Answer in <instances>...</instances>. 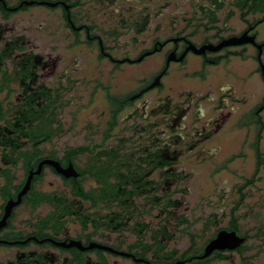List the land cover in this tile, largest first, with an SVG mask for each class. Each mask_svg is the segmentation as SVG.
<instances>
[{
    "label": "flooded vegetation",
    "instance_id": "af4514ba",
    "mask_svg": "<svg viewBox=\"0 0 264 264\" xmlns=\"http://www.w3.org/2000/svg\"><path fill=\"white\" fill-rule=\"evenodd\" d=\"M263 82L264 0H0V264H264Z\"/></svg>",
    "mask_w": 264,
    "mask_h": 264
},
{
    "label": "water",
    "instance_id": "95a60500",
    "mask_svg": "<svg viewBox=\"0 0 264 264\" xmlns=\"http://www.w3.org/2000/svg\"><path fill=\"white\" fill-rule=\"evenodd\" d=\"M236 38H237V39H236ZM241 41H243V39L238 38V37H232V38L226 40L225 42H223V44L233 43V42H241ZM46 161H49V160H46ZM51 162H53V161H51ZM41 164H42V162H41ZM41 164H40V166H41ZM55 165H58V164L55 163ZM39 171H40V170H38V172H39ZM31 177H32V174L30 173V175L28 176V179H27V181H26V184H25L24 188L19 192L18 198H17L16 200H15V199H10V201H9V203L7 204V207H6V208H7L6 215L4 216V220L1 221L0 226L3 225V224L5 223L6 216L11 212L12 207H13L15 204L19 203V202L22 200V195H23L24 193H26V191H27L28 188L30 187ZM220 239H222V235L219 236V238L217 239L216 242L213 241V242H211V243L209 244L207 252H208L210 249H212L214 246H219V245H221V244L218 242V241H220Z\"/></svg>",
    "mask_w": 264,
    "mask_h": 264
},
{
    "label": "rangeland",
    "instance_id": "374dc122",
    "mask_svg": "<svg viewBox=\"0 0 264 264\" xmlns=\"http://www.w3.org/2000/svg\"><path fill=\"white\" fill-rule=\"evenodd\" d=\"M263 91H264V82H263ZM95 99V98H94ZM92 100V99H91ZM90 100V101H91ZM99 100V99H98ZM263 118H264V110H263ZM261 145H262V148L264 150V131H263V139L261 140ZM249 156L248 160H245L247 159V157ZM252 153L249 151L247 156L242 159L243 161H246V164H252ZM251 162V163H250ZM251 170H252V165H251ZM261 174H263V180H260L258 183H259V187L261 190H263V221H264V165H263V168L261 169ZM87 184H91L89 182H87ZM47 188L49 187V184L48 182L46 181L45 184H44Z\"/></svg>",
    "mask_w": 264,
    "mask_h": 264
},
{
    "label": "trees",
    "instance_id": "16d2710c",
    "mask_svg": "<svg viewBox=\"0 0 264 264\" xmlns=\"http://www.w3.org/2000/svg\"><path fill=\"white\" fill-rule=\"evenodd\" d=\"M264 131V121H263V126L260 128V130H259V132H258V134H257V144L259 143V141H260V139H261V137H262V132ZM260 154V153H259ZM263 165H264V150H263ZM42 198H46L45 196L44 197H42Z\"/></svg>",
    "mask_w": 264,
    "mask_h": 264
}]
</instances>
